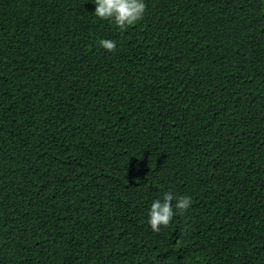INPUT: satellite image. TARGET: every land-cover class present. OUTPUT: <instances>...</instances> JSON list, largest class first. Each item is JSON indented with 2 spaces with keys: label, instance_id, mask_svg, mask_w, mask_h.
Instances as JSON below:
<instances>
[{
  "label": "trees",
  "instance_id": "16d2710c",
  "mask_svg": "<svg viewBox=\"0 0 264 264\" xmlns=\"http://www.w3.org/2000/svg\"><path fill=\"white\" fill-rule=\"evenodd\" d=\"M145 2L0 0V264H264V0Z\"/></svg>",
  "mask_w": 264,
  "mask_h": 264
},
{
  "label": "clouds",
  "instance_id": "9594fccd",
  "mask_svg": "<svg viewBox=\"0 0 264 264\" xmlns=\"http://www.w3.org/2000/svg\"><path fill=\"white\" fill-rule=\"evenodd\" d=\"M95 5L93 14L100 20L113 23L121 31L127 30L142 20L146 12L145 0H92ZM97 46L109 52L117 48L113 39L100 38ZM189 195L176 196L172 192L164 191L158 198L151 201L147 212V223L153 233H159L167 227L173 217L183 213L191 206Z\"/></svg>",
  "mask_w": 264,
  "mask_h": 264
}]
</instances>
